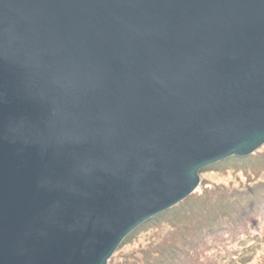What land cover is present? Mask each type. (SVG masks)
<instances>
[{"label":"water","instance_id":"obj_1","mask_svg":"<svg viewBox=\"0 0 264 264\" xmlns=\"http://www.w3.org/2000/svg\"><path fill=\"white\" fill-rule=\"evenodd\" d=\"M263 146L264 0H0V264H108Z\"/></svg>","mask_w":264,"mask_h":264},{"label":"trees","instance_id":"obj_2","mask_svg":"<svg viewBox=\"0 0 264 264\" xmlns=\"http://www.w3.org/2000/svg\"><path fill=\"white\" fill-rule=\"evenodd\" d=\"M254 156L255 154L251 155V157ZM262 156L264 157V155ZM242 159L232 157L227 161L228 163L229 161L244 162ZM221 163L210 166L208 169L218 167ZM252 174L259 181L254 182L243 192H233L232 194L227 188L215 187L204 192L200 198L189 197L173 207L177 208L189 201L183 214L178 218L161 220L164 219L165 214L173 210L172 208L151 219L160 223L168 222L172 231L165 234L166 236H159L160 239L142 251L141 257L130 254V256L121 258V261L112 259L108 264H217L216 261L213 262V256L209 259L207 254L212 255V249L217 247H231L243 236L247 238L251 235L252 226L258 222L259 218L264 217V180H262L264 178V160L261 165L256 166ZM189 207L191 208L189 209ZM147 223L136 229L132 235L143 232ZM197 225L199 230L194 231L193 229ZM130 236L124 241H127ZM231 255L237 263L240 259L246 258L245 256L239 257L236 253ZM230 263L231 261L226 258L220 264Z\"/></svg>","mask_w":264,"mask_h":264},{"label":"rangeland","instance_id":"obj_3","mask_svg":"<svg viewBox=\"0 0 264 264\" xmlns=\"http://www.w3.org/2000/svg\"><path fill=\"white\" fill-rule=\"evenodd\" d=\"M254 154V157L249 156L247 158H243L242 160L244 162H238L240 164L235 161H229L228 163L227 159L224 160L225 162H220L221 165L218 164V167L203 170L199 175L200 185L195 191L196 193L190 197L200 198L204 192H207L215 187L227 188L232 194L233 192L239 193L248 189L254 182L257 183L259 180L254 177L252 172L256 166L263 163L264 157L262 155H264V146ZM260 156H262V158H260ZM250 159L252 160L250 161ZM262 180H264V178H262ZM188 202L189 201H186L177 208H173V210L168 212V214H165L163 216L164 219L161 220H172L178 218L183 214L185 208L188 206ZM190 208L191 207H189V209ZM193 230L198 231L199 226L197 225ZM171 231L172 229L166 221L162 223L152 220L148 221L144 231L133 235L131 234L132 236H130L127 241H124V243L113 255L112 259L121 261V258L130 256V254L141 257L142 251L149 248L150 245L157 239H160L159 236L169 234ZM211 253L212 255L209 253L207 254V258L211 259L213 256V262L216 261L217 264H220L226 258L228 261H231L230 264H264V217L259 218L258 222L252 226L250 236L247 238L243 236L242 239L233 244L231 247H217L214 250L212 249ZM235 253L238 254L239 257L245 256L246 258L240 259L237 263L231 255Z\"/></svg>","mask_w":264,"mask_h":264},{"label":"bare ground","instance_id":"obj_4","mask_svg":"<svg viewBox=\"0 0 264 264\" xmlns=\"http://www.w3.org/2000/svg\"><path fill=\"white\" fill-rule=\"evenodd\" d=\"M212 166H213V165H212ZM161 214H162V213H161ZM161 214H159V215H161ZM159 215H157V216H159ZM157 216H156V217H157ZM154 218H155V217H154ZM149 221H150V220H149Z\"/></svg>","mask_w":264,"mask_h":264}]
</instances>
